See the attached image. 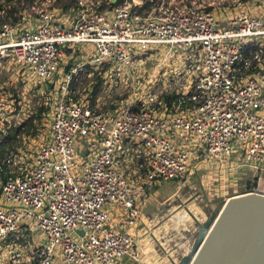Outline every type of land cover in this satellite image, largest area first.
<instances>
[{"label": "built area", "instance_id": "1", "mask_svg": "<svg viewBox=\"0 0 264 264\" xmlns=\"http://www.w3.org/2000/svg\"><path fill=\"white\" fill-rule=\"evenodd\" d=\"M74 1L67 15L49 9L55 0H19L34 13L32 28L22 27V11L16 23L0 20V58L10 54L26 79L55 90L47 140L0 156V264L137 262L128 230L147 189L164 180L185 186L200 169L264 172V0H245L226 22L214 2ZM146 1L150 8L140 10ZM75 50L86 57L67 67ZM157 51L164 64L142 84L129 71ZM174 52L183 68L168 66ZM82 65L103 73L107 97L129 79L128 96L108 109L100 98L90 104L92 88L77 96ZM163 78L179 88L157 92ZM9 111L0 98V133Z\"/></svg>", "mask_w": 264, "mask_h": 264}, {"label": "rangeland", "instance_id": "2", "mask_svg": "<svg viewBox=\"0 0 264 264\" xmlns=\"http://www.w3.org/2000/svg\"><path fill=\"white\" fill-rule=\"evenodd\" d=\"M16 1L18 0H15V2ZM68 1L69 0H61L56 6V3L54 2V8L49 7V9H55L59 13L63 12L67 15H73L74 10L72 11V9H69L63 11L61 7H58ZM201 1H204L205 3L214 2L210 8L213 9L220 22L228 21L229 18H232L237 12L243 9L245 5V0H198V2ZM251 6L255 9L257 7L256 4H252ZM44 8L45 7L41 5L35 7L36 10ZM23 9L21 11L22 14H25V20L21 21V25L22 27L26 26L32 28V26L36 24L34 13L30 10H27L29 12L27 13ZM1 19L2 18H0V20ZM60 20H62L61 17ZM161 50L165 51L164 48ZM76 52L80 51L75 50L74 52H71V54H69V52L66 53L68 58L66 60L68 64H66L67 67L81 64L86 57L85 52H80L82 55L81 57H79V53ZM163 55L164 54L160 55L159 51L151 55L143 54L141 57V64L137 66H140L141 71L137 68L134 72L129 71V74L133 76L139 74L141 83L143 84V81L147 79L148 72L152 68L159 70L161 64H164ZM174 55L178 57V59H176ZM172 56L173 57L166 60L168 66L175 63V67L183 68L185 64V60L182 59L183 55L179 52H174ZM66 66L63 67L62 71L65 70ZM81 67L82 69L78 70V80L72 84V89L77 96L84 95L88 88H92V99L90 100V103L94 104L95 99L100 98V107H102V109L111 108L113 105L112 101L115 102L128 96L131 90L128 86L130 83L129 79L127 80L126 85L122 82L116 84V86H112L110 97H107L102 90L107 89L109 83H105V78H102L103 73L99 74V71L91 69L88 66L82 65ZM17 68V64H15V61L10 54H6L0 58V98L9 105V109L11 110L8 112V121L3 123V132L0 133V139L7 134H11L13 132V130H11L13 126H17L18 124L27 121L30 117L32 118L26 126L28 131L23 133V137L20 140L13 142L12 145L5 146L2 154L21 145L35 148L40 143L46 141L49 136V106L52 99L55 97V90L49 87V83H38L34 79H26L25 76L22 75L23 70L21 68L17 70ZM168 68L170 67H167V69ZM179 76L182 77V83L185 84V78H187V76L184 75V72H180ZM163 82L164 78L156 85L157 92L165 89L169 92H173L175 89L179 88V85L175 84L173 79L167 83ZM94 89L96 90L95 92H93ZM126 104H128V102H126ZM247 171L249 170H246V172ZM249 172L245 175V179L249 178V181H246V184L240 182V185H230L228 188L223 186L222 191L220 190L221 185L217 184L218 181H213L209 178L206 179V181L204 180L203 183L200 178L196 176L191 179V184H188L185 187L177 188L175 190L169 189L167 195L166 191L161 193L160 196L163 197H157L158 200H155L156 207L149 208L151 212L153 211V213H156L155 215L159 214L163 221L167 220L166 215H168V213H170V217H172V219L170 218L168 221L169 223L166 224V227H162V237L158 239L156 244L157 246H162L161 251L164 252L166 256H168L169 253L165 252L163 248L171 252V256L174 257V263L177 262L182 253L190 249L192 241L196 235L198 223L204 222L210 211L219 202H224L230 196L251 191L252 189H244L247 185H251V188H256L258 186V190H264L263 180H259L257 183V173L253 174L252 172ZM200 173L206 175L204 170ZM262 177L261 179H263ZM157 220L158 219H155V221Z\"/></svg>", "mask_w": 264, "mask_h": 264}, {"label": "water", "instance_id": "3", "mask_svg": "<svg viewBox=\"0 0 264 264\" xmlns=\"http://www.w3.org/2000/svg\"><path fill=\"white\" fill-rule=\"evenodd\" d=\"M238 195L198 223L189 251L174 264H264V193Z\"/></svg>", "mask_w": 264, "mask_h": 264}, {"label": "crops", "instance_id": "4", "mask_svg": "<svg viewBox=\"0 0 264 264\" xmlns=\"http://www.w3.org/2000/svg\"><path fill=\"white\" fill-rule=\"evenodd\" d=\"M203 170L200 169L192 173L186 185L191 184L192 182L191 179L193 177L198 176L203 183H204V180L206 181V179H209V178L212 179L213 181H218L217 184L221 185L220 190L222 191L223 186L227 188L230 187V185L234 181V178H235L236 185L237 184L240 185V182L243 184H246V181H247L245 179L246 178L245 173H247L246 171H244L243 174H240L238 172V174L237 175L235 174V177H234V176H229L227 174L223 176L222 174L218 172L217 169L204 170L206 175H203V173H200ZM249 173H251V171ZM252 173L254 174L255 172H252ZM257 175H259L260 178L263 176L262 177L263 179H260V180H263V184H264V172H258ZM185 186H179V184H177V182L173 180H164V181L157 182L151 189L146 190V194L143 198L142 204L139 209L140 210L139 218L137 219L136 224H134L132 227H129V230H128L130 233H133L137 238V251H138V256H139L138 261L133 262L127 258H124L118 264H174V257L171 256V252L163 248L165 252L169 253V255L166 256V254L161 251L162 246L156 245L158 239L162 237L161 236L162 227H166V224L169 223L168 221L170 220V218L172 219V217H170L171 214L168 213V215H166L167 220L163 221L161 220V216H159V214L155 215L156 213H153V211L151 212L149 208L156 207L155 200H158L157 197H161L160 196L161 193L166 191L167 192L166 195H167L169 189L175 190L177 188H181ZM263 193H264V190H263ZM155 219H158V220L155 221ZM114 221L118 224L120 223V219L117 217V215H115ZM188 251L182 253L181 256L186 254Z\"/></svg>", "mask_w": 264, "mask_h": 264}, {"label": "trees", "instance_id": "5", "mask_svg": "<svg viewBox=\"0 0 264 264\" xmlns=\"http://www.w3.org/2000/svg\"><path fill=\"white\" fill-rule=\"evenodd\" d=\"M9 0H6L4 3L0 4V12L3 11V15H2V19L1 21H6V20H10L11 22L16 23L19 20V13L20 11L24 8L23 6H19V0L17 1V4H11L8 3ZM61 1V0H55V6L57 5V3ZM123 0H116V4L122 2ZM21 7V8H20ZM61 9L63 11H67L69 9H72V11L76 10L77 8V4L75 3L74 0H69L68 2L62 4ZM51 8H54L53 6ZM150 8V3L149 2H144L142 4V7L140 10L142 9H149ZM20 10V11H19ZM18 11V12H17ZM96 90L94 89L93 92H95ZM164 98L167 100V102H170L175 95L174 94H164L163 95ZM91 105H93L92 103H90ZM31 118H28L27 121H24L20 124H18L17 126H13L11 128V130H13V132L11 134H7L5 135L2 139H0V156L2 155V151L5 148V146L7 145H12L13 142L20 140L23 136V133H25V131L27 132V124L31 121ZM246 175V173H245ZM247 181H249V179H246ZM251 185H247L246 187H244V189H250Z\"/></svg>", "mask_w": 264, "mask_h": 264}, {"label": "bare ground", "instance_id": "6", "mask_svg": "<svg viewBox=\"0 0 264 264\" xmlns=\"http://www.w3.org/2000/svg\"><path fill=\"white\" fill-rule=\"evenodd\" d=\"M238 196H242V195H238Z\"/></svg>", "mask_w": 264, "mask_h": 264}]
</instances>
